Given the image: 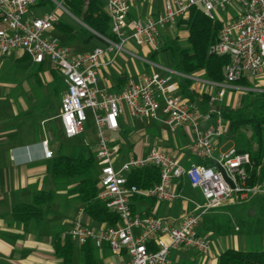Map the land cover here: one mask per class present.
Instances as JSON below:
<instances>
[{"label": "built area", "instance_id": "1", "mask_svg": "<svg viewBox=\"0 0 264 264\" xmlns=\"http://www.w3.org/2000/svg\"><path fill=\"white\" fill-rule=\"evenodd\" d=\"M37 0H0V52L20 50L37 63L49 60L65 84L60 104V120L66 137L78 135L87 120L88 109L93 118L97 138L94 144L99 169L98 199L118 220L114 225L93 228L86 221L83 206L78 207L66 235L78 247L88 241L96 247L107 246L120 255V264H168L169 254L178 247H190L201 254L209 251V242L197 230L202 215L229 201L246 202L264 187L249 183L253 162L250 153L232 147L215 155L216 143L224 134L225 120L221 109L212 106L221 100L226 87L251 75L264 72V0H164V10L145 19L128 20L135 0H104V11L109 19L112 37H99L104 46L88 51L74 52L55 37L47 35L57 22L55 9L41 16L26 18ZM237 3L240 11L233 19L223 22L217 41L210 52L227 55L222 83L217 94L210 96L209 108L200 111L195 103L177 94L170 75L138 73L127 75L118 93L98 87L101 68L115 61L124 51V44L132 39L138 46L158 51L159 31L180 19H187L192 7H199L212 20L214 10ZM110 56L106 58V55ZM247 90V87H236ZM250 90V89H249ZM127 112L133 117L159 120L171 131L186 126L191 133V154L196 160L182 165L165 151L151 148L144 156H130L120 164L117 149L110 145L108 131L119 127L118 118ZM206 123L204 128L200 127ZM42 143L44 157L53 151L47 140ZM154 166L159 180L150 187L139 188L128 183L132 170ZM185 178L192 188L198 189L203 201L196 205L178 225L160 215H140L133 212L134 197L173 202L181 197L175 183Z\"/></svg>", "mask_w": 264, "mask_h": 264}, {"label": "crops", "instance_id": "2", "mask_svg": "<svg viewBox=\"0 0 264 264\" xmlns=\"http://www.w3.org/2000/svg\"><path fill=\"white\" fill-rule=\"evenodd\" d=\"M63 1L69 5L68 0ZM101 1L104 9V0ZM43 2L44 0H37L25 17L30 19L53 10L50 7L40 14H30L31 8ZM163 10L164 0H135L130 7L128 20L145 19ZM239 11L237 3H232L224 9L216 8L213 12L214 20L223 23L235 18ZM178 21L159 31L158 51H153L148 46H139L147 59L137 57L131 53L130 47H124V51L116 56L112 64L101 68L98 87L107 92L118 93L123 88L127 75L154 72L170 75L169 71L174 70L173 56L168 50H162V46L166 43L172 44L171 41L174 39L185 41L188 31L184 26H180ZM58 22L74 29L77 35L74 41L67 37L65 42H60L74 52L88 51L95 46L105 45V42L97 38L83 43L80 37L84 28L97 36L99 34L81 20L82 26L77 28L57 18L52 28L66 33L56 25ZM93 39L97 41L92 43ZM159 51H162L168 65L163 66L154 60L159 56ZM5 54H10L11 57L10 60L3 62L0 56V264H62V259L56 254L55 244L63 243L76 210L82 204L78 203L73 195L68 194L67 190L71 184L65 187L54 185L52 162L55 156L68 154L75 146L94 148L96 129L91 122L74 136L86 133L88 139L83 142H64L65 138L73 137L68 138L63 133L59 114L65 84L54 65L49 60L34 62L17 49L0 55ZM109 56L107 54L106 58ZM148 64L150 68L147 67ZM170 76L177 87V94L195 103L200 111L209 108L210 96L217 94L221 89L220 85L213 83L223 82L206 79L203 71L187 77L191 80L189 84L185 83L183 75ZM182 85L187 87L189 97L181 94ZM240 86L250 90L244 92L245 94L229 91ZM261 91H264V72L258 77L246 75L242 84L226 87L222 99L214 101L212 106L221 110L237 109L245 104L244 96L247 100L249 92ZM237 103L240 106L235 108ZM135 120L138 127L133 123ZM118 123L117 130L106 133L110 145L117 149L118 164L130 156H144L151 148L167 152L184 166L196 160L190 151L191 133L186 126L171 131L159 120L133 117L127 112L118 118ZM205 126V122L200 124L201 128ZM235 133L231 132L230 123L225 120L224 134L216 143L215 155L232 147L238 150L257 148L252 138L240 141ZM226 135L229 137H225ZM248 136L251 137L250 130ZM44 140H47L48 148L53 151L51 158L44 157L41 143ZM64 145L67 146L65 150ZM250 184L257 185L258 182ZM175 188L181 197L173 202L134 197L131 203L133 212L140 215H160L168 218L172 224L178 225L185 215L195 211L196 205L201 203L203 198L199 190L192 188L185 178L179 179L175 183ZM38 193L44 194L39 221L37 222L35 218L23 219L27 214L22 211V207L33 203ZM85 221L93 228L107 224L92 221L87 215ZM197 230L209 242L208 253L198 254L197 250L192 248L197 256L187 258L186 249L191 248L178 247L170 252L168 264H215L218 255L227 248L264 249V190L252 194L246 202L229 201L215 211L205 213L198 222ZM79 247L74 246L72 264H84L78 252ZM96 257V264H120L122 261V257L113 254L106 245L97 247Z\"/></svg>", "mask_w": 264, "mask_h": 264}, {"label": "trees", "instance_id": "3", "mask_svg": "<svg viewBox=\"0 0 264 264\" xmlns=\"http://www.w3.org/2000/svg\"><path fill=\"white\" fill-rule=\"evenodd\" d=\"M74 14L89 28L97 34L112 37L109 31V19L103 9L101 0H68ZM184 26L188 35L184 42L166 43L162 50H168L174 56L173 69L184 75H193L203 71L206 79L214 82H222L223 68L228 63L227 55L211 53L210 47L217 41L219 30L222 24L218 20L210 19L199 7L190 9L187 19L178 21ZM68 34L70 40L74 41L77 35L74 29L66 24L57 23ZM92 38L103 41L95 33L83 29L80 39L85 42ZM104 42V41H103ZM185 83L189 84L190 79L183 77ZM243 79L237 82L242 84ZM181 94L190 96L186 86H181ZM250 94V93H248ZM254 96L247 99L245 104L237 109H222V117L230 123L232 133L247 127L251 131V138L257 148L239 149L250 153L253 162L250 183L257 181L258 185L264 186V91L251 92ZM262 163V164H261ZM261 164V166H260ZM260 166L259 171L257 168ZM52 178L55 186L65 187L72 185L68 194L82 204L89 219L98 223L116 224L118 217L110 212L104 202L98 199L99 169L96 163L95 150L92 146H75L68 154L55 156L51 167ZM159 180L158 169L154 166L132 170L128 175V183L135 184L139 188L150 187ZM143 198V197H140ZM44 194L38 193L33 203L24 205L22 211L27 214L23 219L35 218L38 222L41 217ZM74 243L66 235L63 243L55 244L56 254L62 259V264H72ZM97 247L88 241L78 249L79 255L84 264H96ZM215 264H264V249L261 250H238L227 248L217 257Z\"/></svg>", "mask_w": 264, "mask_h": 264}, {"label": "rangeland", "instance_id": "4", "mask_svg": "<svg viewBox=\"0 0 264 264\" xmlns=\"http://www.w3.org/2000/svg\"><path fill=\"white\" fill-rule=\"evenodd\" d=\"M40 1V0H38ZM53 8L55 9V14L57 16V18H59L60 21L62 22H67L69 23L70 25L74 26V27H77V28H80L82 26L79 18L74 14L73 10L71 9V7L69 5L66 4V2H64L63 0H44V2L40 5H36L35 7L31 8V11H30V14L32 15H37V14H40L42 13L43 10H47L49 8ZM51 28L50 30L47 31V35H50V36H54L58 39L59 42H65V39L68 37V34L67 33H62L60 32L58 29H53ZM52 31V32H51ZM175 41H179L180 43H182L180 40L178 39H174ZM171 41L172 43H176L175 41ZM95 39L92 40V43H94ZM124 47H130L131 50H132V54L136 55L137 57H141V58H145L147 59L144 55H143V51L142 49L137 46L135 44V42L132 40V39H129L125 44H124ZM169 53L171 54V52L169 51ZM2 54V53H0ZM159 56L155 57L154 60H156L158 63L162 64L163 66L164 65H168V63L165 62L164 58H163V53L162 51L158 53ZM172 55V54H171ZM1 56V60L3 62L5 61H8L10 60V54H5V55H0ZM173 60H175L174 56H173ZM172 60V61H173ZM150 63V62H149ZM148 68H150V64L147 65ZM149 71V70H147ZM229 91H232V92H241L243 94H245L244 92H247V90H240V89H229ZM249 91V89H248ZM256 92V90L254 91ZM250 94H248V98L251 99L253 98L252 97V94L251 92H249ZM244 102L246 101V96H244ZM239 103H237L235 105V108L238 107ZM240 106V105H239ZM85 113H86V116H87V120L85 121V128L87 125H90L91 122H93V118H92V115L90 113V111L88 109L85 110ZM133 123L135 124V126L137 125V121H133ZM138 127V125H137ZM248 131L249 129L247 127H244L242 129H240L237 133L238 135V139H240V141H244V140H250L251 137L248 136ZM88 135H86V133H82L81 135L77 136V137H73V138H70V139H66L65 138V141L64 142H83V140H86L88 139L87 137ZM225 137H229V135H226ZM65 147H67L66 145H64V150H65ZM214 211V210H213ZM212 212V211H210ZM186 257L188 258L189 256H192V255H196L193 251V249H186ZM198 252V251H197ZM198 254H201L200 252H198ZM197 256V255H196Z\"/></svg>", "mask_w": 264, "mask_h": 264}]
</instances>
